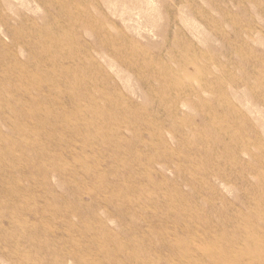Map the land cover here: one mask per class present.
I'll return each mask as SVG.
<instances>
[{
    "label": "rangeland",
    "instance_id": "rangeland-1",
    "mask_svg": "<svg viewBox=\"0 0 264 264\" xmlns=\"http://www.w3.org/2000/svg\"><path fill=\"white\" fill-rule=\"evenodd\" d=\"M0 264H264V0H0Z\"/></svg>",
    "mask_w": 264,
    "mask_h": 264
},
{
    "label": "bare ground",
    "instance_id": "bare-ground-1",
    "mask_svg": "<svg viewBox=\"0 0 264 264\" xmlns=\"http://www.w3.org/2000/svg\"><path fill=\"white\" fill-rule=\"evenodd\" d=\"M5 25V24H4ZM91 32V31H90ZM29 56V55H28ZM30 57V56H29ZM28 60H29V58H28ZM41 64V63H40ZM48 64V63H47ZM36 76V75H35ZM39 80V79H38Z\"/></svg>",
    "mask_w": 264,
    "mask_h": 264
}]
</instances>
